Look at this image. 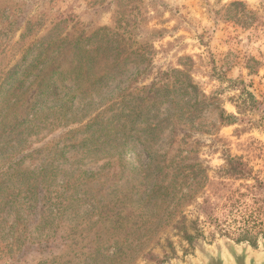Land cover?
Listing matches in <instances>:
<instances>
[{
  "label": "rangeland",
  "instance_id": "1",
  "mask_svg": "<svg viewBox=\"0 0 264 264\" xmlns=\"http://www.w3.org/2000/svg\"><path fill=\"white\" fill-rule=\"evenodd\" d=\"M131 1L0 0V86L14 71L1 95L7 88L11 91L37 57V46L25 50L31 43L52 31L75 39L80 34L91 36L103 27L114 30L117 11ZM134 4L141 10L136 20L148 30V34L143 30V36L152 38L158 34L154 30L162 33L155 41L145 39L148 57L139 69L151 62L153 70L146 77H134L136 64L128 61L121 74L106 80L102 90L99 87L90 96L74 92L71 105L60 111L38 112L50 117L48 123L32 122L34 112L42 106L31 109L27 123L34 127L21 163L29 171L24 170L23 175L39 173L47 165L48 186L56 192L64 180L72 181L87 171L86 179L76 182L72 192L80 184L77 195L87 192L88 196L115 199L113 185L123 184L125 189L132 178L139 182L141 171L136 166L139 161L144 164L149 154L132 135L127 145L123 143L121 165L104 168L102 156L88 153L93 143L86 140L99 139V143L113 134L106 126L108 118L122 108L128 114L134 105L151 104L149 115L143 114L136 125L162 127L154 150L160 154L168 151L180 173L177 191L190 193L176 215V219L182 213L186 216L187 231L172 224L150 237L146 246H98L100 223L91 228L83 221L84 240L81 230L75 235L72 223L64 219L57 243L45 248L39 242L40 231L35 230L37 222L28 215V197L21 195L16 204L2 207L5 194L16 186L0 177V264H167L198 258L199 243L209 247L232 243L259 252L264 239V0H135ZM143 36L138 37L140 42ZM33 74L26 86L35 79ZM67 76L64 82L59 81L63 77L59 74L52 78L60 86L59 95L56 90L51 93L52 105L60 103V96L67 92L62 85L74 86L73 75ZM191 84L198 86L197 94ZM128 86L125 97L107 100L106 96ZM36 89L27 97L26 106L33 103ZM149 92L156 96L155 101L147 96ZM191 104L198 110L195 118L180 116L182 107ZM67 110L78 116L75 123L64 125L70 117ZM21 111L26 113L24 108ZM6 117L4 113L0 116V124ZM134 133L146 132L134 129L130 135ZM119 143L110 146L113 149ZM49 167L57 169L49 175ZM89 208L88 201H82L81 215ZM132 208L129 205L124 213L131 216Z\"/></svg>",
  "mask_w": 264,
  "mask_h": 264
},
{
  "label": "trees",
  "instance_id": "2",
  "mask_svg": "<svg viewBox=\"0 0 264 264\" xmlns=\"http://www.w3.org/2000/svg\"><path fill=\"white\" fill-rule=\"evenodd\" d=\"M134 2L135 0H132L126 6L119 8L115 15L114 30L103 27L91 36L85 37L80 34L75 39L60 36L61 33L52 31L45 37L31 43L25 50L37 46L38 55L31 65L23 71L22 77L12 85L14 87L11 86L10 92H7L10 90L7 88L4 94L6 97L1 95V91L9 85L10 80L6 81V79L14 71L13 73L12 71L9 72L5 80L1 82L0 116L4 113L7 115V119L2 120L3 122L0 124V173H2L0 177L7 178L3 182L12 181L16 186L8 193L3 191L6 194L4 201L2 200V207L5 208L11 203L16 204L17 198L21 195L28 197L29 199L26 200L28 203L27 212L31 216V220L37 222L35 230L40 231L39 242L44 244L45 248L57 243L58 231L61 229V223L64 219H68L72 223L71 227L75 235L80 232L79 229L81 230L80 233L83 234L86 229L82 226L84 220H87L91 228L100 223L101 228L96 233L98 246H146L145 244L150 237L172 224L175 229L187 231L184 221L186 216L182 213L179 216L181 219H176V215L182 206V201L187 199L190 193L179 194L177 191L180 173L175 169L173 159L168 157V151L165 154H160L159 151L154 150V145L159 141L158 131L162 127L158 124L154 126L147 124L145 128H139L136 125L143 114L149 115L151 104H147L149 106L145 104H142L143 106L134 105L130 111L128 110V114L125 113L126 110L122 112L124 110L122 108L121 112L114 113L108 118L106 126L114 132L113 134H108L107 138L99 143L97 142L99 139L86 140V142L93 143L88 153L102 156L104 168L121 165L123 148L125 147L123 143L127 145L132 135L142 143L144 150L149 154L144 164L139 161L138 166H136L139 168L138 171H141V177L138 178L139 182L132 178L127 182L125 189H122L123 184L119 187L116 184L113 185L115 199L112 197V199L105 200L104 197L95 194L88 196L87 192H83V196L77 195V188L79 192L81 191L80 184L75 186L73 189L75 193H73L72 186L79 180L86 179L87 171L81 172L72 181L64 180L56 192L50 190L48 186V176L44 173L47 165H43L39 173L33 175L31 171L30 174L23 175L24 170L29 171L22 168L21 163L27 155L24 146L28 145L27 138L32 131L31 128L34 127L33 123V125L27 123L29 115L32 114L31 109H38L39 106H42L41 110L33 111L35 115L31 119L32 122L36 123L39 119L40 123H36L38 125L43 121L48 123L49 116V118L41 117L37 113H48L52 109L60 111L67 105H71L72 99L76 95L74 92L83 96H90L96 92L97 88L100 87L102 90L107 85L106 80L115 78L116 74H121L128 61L136 64L137 72L133 75L134 77L139 78L138 75L146 77L153 70L151 62L147 63L143 70H140L139 66L147 60L148 41L152 42L157 38H162V33L154 30L152 32L158 34H154L152 38L146 37L147 35L143 36V30L147 34L148 30L144 29V24L141 21L136 20L137 14L141 10L137 9ZM51 36L55 37L49 41ZM140 36H143L141 42L138 40ZM146 38L148 41L145 40ZM144 41L146 42L142 44ZM2 60L3 58H0V62ZM36 63H39V66ZM35 69L36 72L33 74ZM172 69L180 71L175 68ZM32 74L35 79L26 86L25 84ZM56 74L63 76L59 78V81L62 82L69 78L67 74L73 75L71 80H73L74 86L62 85L61 87L65 88L67 92L64 96H60L62 97L60 103L52 105L49 101L51 93L54 90H56L55 95L60 93V86L56 82H51ZM35 87L37 89L34 101L31 105L26 106L25 101ZM129 87L118 88V92H114L116 94L106 96L107 100H111L113 97L118 99V96L125 97ZM191 88L197 94L198 86L191 84ZM69 90H72L73 94H70ZM149 94L153 99L152 101H155L156 96L149 92L148 97H150ZM146 100L149 101L150 99ZM120 104L124 105V102H120ZM194 106L191 104L188 107H182L180 116H186L190 120L194 119L198 111L196 110L197 107ZM19 107L21 110L26 109V113L22 114ZM69 111L67 110L68 113ZM69 115L70 117L66 119L64 125L77 121L78 114L70 112ZM61 117L65 118L66 114L64 113V116L61 115ZM145 121L148 122L149 120L145 118ZM134 129H141L146 133L144 135L138 133L130 135ZM98 135L102 136L103 133ZM118 141L122 143L114 145L112 149L110 144H115ZM121 145L122 149L118 150V146ZM56 169L57 167H49V175ZM10 171L12 173L9 175ZM82 201H88L90 204L88 212L84 213L85 215H81ZM129 205L131 208L136 205L132 208L131 216L124 213ZM123 234H125L124 238L122 237ZM186 235L189 234L186 233ZM85 236L83 237L84 240ZM75 244V246L79 245L77 242ZM135 253L137 255V250L131 251V254Z\"/></svg>",
  "mask_w": 264,
  "mask_h": 264
},
{
  "label": "water",
  "instance_id": "3",
  "mask_svg": "<svg viewBox=\"0 0 264 264\" xmlns=\"http://www.w3.org/2000/svg\"><path fill=\"white\" fill-rule=\"evenodd\" d=\"M198 258L189 257L183 262L167 264H264V239L259 243V252L253 253L247 246L228 243L209 247L197 244Z\"/></svg>",
  "mask_w": 264,
  "mask_h": 264
}]
</instances>
